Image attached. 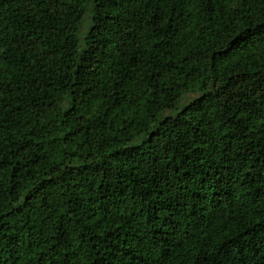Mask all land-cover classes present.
<instances>
[{
  "label": "trees",
  "instance_id": "trees-1",
  "mask_svg": "<svg viewBox=\"0 0 264 264\" xmlns=\"http://www.w3.org/2000/svg\"><path fill=\"white\" fill-rule=\"evenodd\" d=\"M0 264H264V0H0Z\"/></svg>",
  "mask_w": 264,
  "mask_h": 264
}]
</instances>
